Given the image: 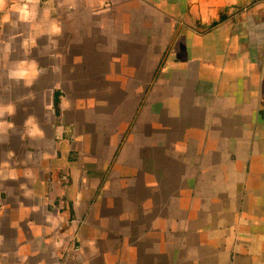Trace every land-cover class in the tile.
Returning <instances> with one entry per match:
<instances>
[{"label": "crops", "instance_id": "1", "mask_svg": "<svg viewBox=\"0 0 264 264\" xmlns=\"http://www.w3.org/2000/svg\"><path fill=\"white\" fill-rule=\"evenodd\" d=\"M35 6L0 26V264H264V0Z\"/></svg>", "mask_w": 264, "mask_h": 264}, {"label": "clouds", "instance_id": "2", "mask_svg": "<svg viewBox=\"0 0 264 264\" xmlns=\"http://www.w3.org/2000/svg\"><path fill=\"white\" fill-rule=\"evenodd\" d=\"M37 0H12L11 7H9V0H0V26L11 25L15 27L19 23L30 24L37 15L36 4ZM15 15L16 19H13ZM61 28L53 24L50 29V35H59ZM34 43V42H33ZM28 41H25L27 46ZM38 66L33 62L32 65V76H38L40 74ZM27 74L22 72H10V79H24ZM15 108L13 105L7 107L0 106V115L5 112L8 114H14Z\"/></svg>", "mask_w": 264, "mask_h": 264}]
</instances>
